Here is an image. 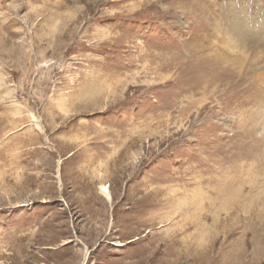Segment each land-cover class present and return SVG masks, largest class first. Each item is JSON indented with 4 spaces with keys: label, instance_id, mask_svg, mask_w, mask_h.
Listing matches in <instances>:
<instances>
[{
    "label": "rangeland",
    "instance_id": "rangeland-1",
    "mask_svg": "<svg viewBox=\"0 0 264 264\" xmlns=\"http://www.w3.org/2000/svg\"><path fill=\"white\" fill-rule=\"evenodd\" d=\"M0 264H264V0H0Z\"/></svg>",
    "mask_w": 264,
    "mask_h": 264
},
{
    "label": "bare ground",
    "instance_id": "bare-ground-1",
    "mask_svg": "<svg viewBox=\"0 0 264 264\" xmlns=\"http://www.w3.org/2000/svg\"><path fill=\"white\" fill-rule=\"evenodd\" d=\"M229 19V18H228ZM240 27V26H239ZM237 27H235V30L236 31H238V33H239V36L241 35V34H245V33H243V32H241V31H239L238 29H236ZM241 36H243V35H241ZM252 154V153H251ZM100 189H101V192L103 193V195H105V197H107L109 200L111 199V193H110V190H109V188L106 186V185H101V187H100Z\"/></svg>",
    "mask_w": 264,
    "mask_h": 264
}]
</instances>
